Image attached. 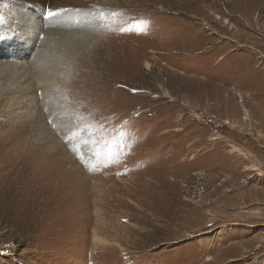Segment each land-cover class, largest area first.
Masks as SVG:
<instances>
[{
  "label": "rangeland",
  "instance_id": "rangeland-1",
  "mask_svg": "<svg viewBox=\"0 0 264 264\" xmlns=\"http://www.w3.org/2000/svg\"><path fill=\"white\" fill-rule=\"evenodd\" d=\"M82 1L0 56V264H264V0Z\"/></svg>",
  "mask_w": 264,
  "mask_h": 264
},
{
  "label": "bare ground",
  "instance_id": "bare-ground-1",
  "mask_svg": "<svg viewBox=\"0 0 264 264\" xmlns=\"http://www.w3.org/2000/svg\"><path fill=\"white\" fill-rule=\"evenodd\" d=\"M14 1H12L14 6H11V8L6 7L7 9L4 8V10L0 13V27H1V25H5L6 23H8L12 19V16L15 12V8H17L16 6H18L19 4L22 5L21 7H24V8L31 10L33 16L35 17V20H33V22L36 21V19H37L38 25L37 26H34L33 24H32V26H31V24L28 25V27L31 28L30 30H28V28H25V27H27V24L24 25L23 31H25V36H26V39L22 40L25 42L24 46H22V47L19 46L16 48V47H14L15 45L14 46L10 45L11 48H9L6 52L4 51L1 53V51H0V56H3V58L4 57H9V58L15 57L17 59H26L27 58V54H29V52H31V50L33 48L38 46L37 42H39V35L43 29V28H41V24H39V17H43V15H46L48 10H52L53 12H57L58 14L54 15V16H59L64 11L63 10L64 8H69L71 6H76V7L83 6L87 3V2H84L82 0H14ZM17 2H18V4H17ZM54 16L49 18L50 21H52V18ZM49 19H47L46 21H49ZM46 25L49 26V24L44 22V27ZM14 28H16V27H14ZM15 30L17 31L18 29H15ZM23 48H26V49H23ZM244 120L249 121L251 124L253 122L250 119L248 114H246ZM227 123H229V122H227ZM95 239L98 240L99 238L97 236H95Z\"/></svg>",
  "mask_w": 264,
  "mask_h": 264
},
{
  "label": "snow or ice",
  "instance_id": "snow-or-ice-1",
  "mask_svg": "<svg viewBox=\"0 0 264 264\" xmlns=\"http://www.w3.org/2000/svg\"><path fill=\"white\" fill-rule=\"evenodd\" d=\"M57 14H58L57 12H53L52 10H48V11H47V16H48V17H52V16L57 15ZM93 15L98 16L102 21H104V25H102V26H106V24H107V20H106V17H105V12H104L103 10H101V11L98 12V13H94ZM117 15H118V14L115 13V12H108V13H107V16L115 17V16H117ZM147 24H148V22H147L146 20L141 19V20H139V21H136V22L131 26V28H128V29H123V28H122L121 31H124V30H132V29L143 30V29H146ZM74 150H75V149H74ZM107 154L109 155L110 158H114V157L117 155V152H116L114 149L109 148ZM82 158H83V157H82ZM86 167H87V165H86Z\"/></svg>",
  "mask_w": 264,
  "mask_h": 264
}]
</instances>
